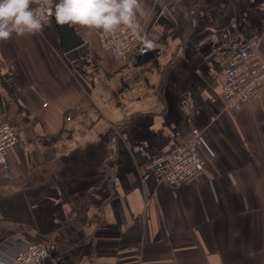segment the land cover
<instances>
[{
	"label": "crops",
	"instance_id": "1",
	"mask_svg": "<svg viewBox=\"0 0 264 264\" xmlns=\"http://www.w3.org/2000/svg\"><path fill=\"white\" fill-rule=\"evenodd\" d=\"M141 2L143 53L125 61L78 25L66 53L53 22L0 41V116L17 136L0 244H42L44 264H264V89L236 110L222 99L232 55L264 57V0ZM193 130L196 182L145 179Z\"/></svg>",
	"mask_w": 264,
	"mask_h": 264
},
{
	"label": "built area",
	"instance_id": "2",
	"mask_svg": "<svg viewBox=\"0 0 264 264\" xmlns=\"http://www.w3.org/2000/svg\"><path fill=\"white\" fill-rule=\"evenodd\" d=\"M138 33L123 27L113 34L99 33L98 40L103 51L119 61L127 60L133 53H143L138 43L142 38L143 26ZM264 89V57L258 50L245 47L235 52L223 71L222 99L227 109L257 100ZM17 136L11 125L0 116V172L9 174L7 151L15 146ZM202 134L193 130L180 142L172 144L164 154L151 160L145 174L155 183H166L177 187L193 185L205 168V160L200 153ZM47 249L39 243L21 244L6 240L0 244V264H44Z\"/></svg>",
	"mask_w": 264,
	"mask_h": 264
},
{
	"label": "clouds",
	"instance_id": "3",
	"mask_svg": "<svg viewBox=\"0 0 264 264\" xmlns=\"http://www.w3.org/2000/svg\"><path fill=\"white\" fill-rule=\"evenodd\" d=\"M147 16L141 0H0V41L40 34L53 19L105 34L123 27L138 33Z\"/></svg>",
	"mask_w": 264,
	"mask_h": 264
},
{
	"label": "water",
	"instance_id": "4",
	"mask_svg": "<svg viewBox=\"0 0 264 264\" xmlns=\"http://www.w3.org/2000/svg\"><path fill=\"white\" fill-rule=\"evenodd\" d=\"M53 24H55L53 19ZM58 31L61 34V44L63 52H69L74 50L82 45V40L75 34L71 26H60L55 24ZM150 56H145L144 59L149 58Z\"/></svg>",
	"mask_w": 264,
	"mask_h": 264
}]
</instances>
